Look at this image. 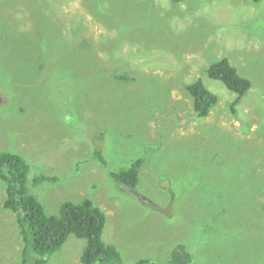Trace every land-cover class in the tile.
I'll list each match as a JSON object with an SVG mask.
<instances>
[{
    "label": "rangeland",
    "instance_id": "rangeland-1",
    "mask_svg": "<svg viewBox=\"0 0 264 264\" xmlns=\"http://www.w3.org/2000/svg\"><path fill=\"white\" fill-rule=\"evenodd\" d=\"M222 57L252 81L236 104L203 73ZM198 77L219 98L205 117L186 90ZM0 151L27 159L48 213L100 207L124 264L179 242L192 264H264V0H0ZM137 157L135 194L109 170ZM40 172L59 181L33 186ZM4 192L0 264H20ZM85 246L70 235L45 264H82Z\"/></svg>",
    "mask_w": 264,
    "mask_h": 264
},
{
    "label": "trees",
    "instance_id": "trees-1",
    "mask_svg": "<svg viewBox=\"0 0 264 264\" xmlns=\"http://www.w3.org/2000/svg\"><path fill=\"white\" fill-rule=\"evenodd\" d=\"M171 1L176 3L184 0ZM251 1L259 3L262 0ZM56 26L58 25L54 24L51 27ZM51 27L47 25L45 28L51 29ZM55 54L57 52L52 45L45 46L41 61L43 58L46 61V64H43L48 66L47 61L54 60ZM203 73L212 80L222 82L235 95L233 104H236L252 88V81L239 74L227 57L211 61L203 69ZM186 90L192 98L193 110L198 117L210 114L218 103V95L206 86L201 77L189 82ZM94 155L99 161L107 164L100 149L94 148ZM142 164L144 159L137 157L124 168L109 170V176L120 188L136 194L141 180ZM30 171V163L22 154L0 151V182H3L5 186L2 208L15 215L21 241L20 264H45L70 235L86 241L80 256L82 264H124L115 245L107 244L102 239L106 215L100 207L90 198H83L78 202L63 200L57 214L48 213L42 199L29 188ZM58 181V176L42 172L32 177V185L37 187L43 184L54 185ZM43 189L45 190V187ZM172 200L174 201L171 198L170 202ZM258 226L264 228V226ZM206 229L210 230L211 227ZM166 256L161 262L150 258H139L134 264H192L194 258L188 246L182 242L177 243Z\"/></svg>",
    "mask_w": 264,
    "mask_h": 264
}]
</instances>
